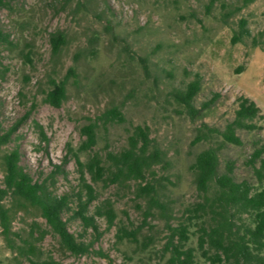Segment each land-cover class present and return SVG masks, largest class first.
Instances as JSON below:
<instances>
[{
	"label": "rangeland",
	"instance_id": "rangeland-1",
	"mask_svg": "<svg viewBox=\"0 0 264 264\" xmlns=\"http://www.w3.org/2000/svg\"><path fill=\"white\" fill-rule=\"evenodd\" d=\"M246 1L250 2L244 6ZM241 18L248 21L252 35L263 33L264 39V0H10L1 10L0 28L11 34L15 47L0 46V135L13 131L10 141L0 147V181L2 155L19 148L21 165L34 180L46 179L57 195L71 193L79 185V174L68 144L77 147L80 127L111 105L122 106L128 124L109 128L107 140L101 138L93 154L120 151L131 124L148 126L151 138L166 154V164L157 167L149 180L167 215L154 206L146 226L148 204L137 197L136 184L130 189L94 185L100 200L111 199L117 213L110 230L105 219L97 220L103 234L92 248L107 253L111 262L94 252L73 256L52 236L41 243L46 254L62 264H169V256L161 253L169 235L166 223L177 226L187 221L185 209L201 200L189 169L197 153L219 148L220 172L231 164L236 180L254 183L247 161L252 141L264 140V118L256 121L260 130L238 131L243 146L222 144L220 138L192 143L205 125L224 129L234 119L239 96L254 100L264 117V49L252 47L250 39L232 44ZM59 30L65 32L68 44L55 59L50 36ZM92 37L98 38L97 55L76 62L75 54L88 49ZM29 47L32 65L21 56V50ZM242 66L243 72L236 73ZM70 67L79 77L77 83L70 80L67 101L60 108L43 103L48 76L55 73L62 78ZM196 78L201 90L194 104L200 113L192 117L176 93ZM37 125L49 142L41 139ZM66 156L64 173H55ZM70 215L65 214L70 232L79 240L93 239V231L85 234L80 220ZM34 220L46 228L45 221L29 210L18 216L14 230L26 233ZM121 224L142 227L140 238L154 236L156 245L147 249L127 239L116 242ZM189 246L197 247L195 236ZM8 256L0 234V262Z\"/></svg>",
	"mask_w": 264,
	"mask_h": 264
},
{
	"label": "trees",
	"instance_id": "trees-1",
	"mask_svg": "<svg viewBox=\"0 0 264 264\" xmlns=\"http://www.w3.org/2000/svg\"><path fill=\"white\" fill-rule=\"evenodd\" d=\"M74 0H68L72 2ZM215 0H212L214 3ZM250 1H246V5ZM10 0H0V12L9 6ZM227 17H229L227 15ZM251 40V46L264 49L263 33L252 35L248 21L241 18L238 29L234 30L232 44ZM94 40V41H92ZM98 38L92 37L90 47L75 54L77 62L83 56L94 58L97 48L94 44ZM96 41V42H95ZM53 58L58 59L68 44L64 31H56L50 36ZM0 46L15 47L11 34L0 28ZM21 56L25 62L33 64L32 49H22ZM2 65L0 57V66ZM54 70V69H53ZM240 67L236 73L243 72ZM0 68V78L2 77ZM75 67H70L62 78L52 73L48 76V88L43 90L42 102L60 108L68 99V85L73 79L78 82ZM201 90V80L196 78L185 89L176 93L177 100L192 117L200 111L194 101ZM237 109L234 119L224 129L211 128L207 125L199 131L193 145L211 142L220 138L222 144L243 146L238 135L239 130L253 132L260 130L256 124L263 114L254 100L246 96L236 99ZM128 124L122 106L111 105L99 116L82 125L79 129L81 142L77 147L68 144L69 156L75 159L79 174V185L71 193L57 195L46 179L34 180L21 165L22 154L19 148L4 153L1 157L3 180L0 181V234L10 256L0 264H62L52 254H46L41 243L47 236H52L60 248L73 256H82L91 252L111 262L110 256L102 250L92 248L103 232L100 231L98 219H105L107 230L116 225L117 213L111 199L100 200L95 184L102 183L105 188L117 185L130 189L136 184L137 197L146 200L148 207L143 224L153 216L154 206L167 215V207L158 200L157 190L149 180L155 176V169L166 164V154L151 138V130L144 125H130L126 145L120 151H107L105 154L94 152L101 138L107 140L109 128ZM40 137L49 142L43 127ZM1 128V125H0ZM13 131L0 135V147L10 141ZM84 156V159H82ZM68 162L66 156L62 165H56L55 173H64ZM252 170L254 183L238 181L231 164L226 171L220 172L219 148L209 147L196 154L189 169L194 176V185L200 201L185 209L187 221H180L177 226L169 223V235L161 253L168 257L169 264H264V140L252 141V153L247 161ZM90 178V179H89ZM10 200L7 204L6 201ZM35 211L45 221L46 228L34 220L29 223L26 233L14 230V222L20 214ZM80 220L83 232L94 233L89 242L79 240L68 229L65 214ZM142 227L130 229L125 224L117 227L116 242L134 241L144 248L156 245L154 236L143 235ZM82 238L84 235H80ZM192 236L197 238V247L189 246Z\"/></svg>",
	"mask_w": 264,
	"mask_h": 264
}]
</instances>
